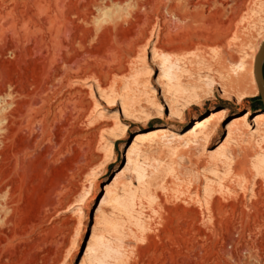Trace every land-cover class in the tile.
<instances>
[{
  "label": "rangeland",
  "instance_id": "obj_1",
  "mask_svg": "<svg viewBox=\"0 0 264 264\" xmlns=\"http://www.w3.org/2000/svg\"><path fill=\"white\" fill-rule=\"evenodd\" d=\"M209 1L131 0L105 24L102 0H0V95L20 118L0 135V264H233L230 239L260 264L264 0Z\"/></svg>",
  "mask_w": 264,
  "mask_h": 264
},
{
  "label": "bare ground",
  "instance_id": "obj_2",
  "mask_svg": "<svg viewBox=\"0 0 264 264\" xmlns=\"http://www.w3.org/2000/svg\"><path fill=\"white\" fill-rule=\"evenodd\" d=\"M100 0H93L92 3H96V2H99ZM186 2H190V1H194L195 5L197 6L199 4V2H204V1H201V0H185ZM219 1V0H218ZM131 0H102V4H103V7L101 8V10L98 9L99 12H101V15L99 16V20L98 22H104L106 24V22H114V21H119L118 19L122 18V14L124 15V13H126V15L128 16V13H127V9H129V7L131 6L130 4ZM135 2V1H134ZM172 2V1H171ZM182 2V1H181ZM210 2V1H209ZM212 2V0H211ZM210 2V3H211ZM214 2V0H213ZM212 2V3H213ZM146 3V2H145ZM191 3V2H190ZM198 3V4H197ZM215 3V2H214ZM216 3H219V2H216ZM215 3V4H216ZM221 3V1H220ZM135 4V3H134ZM201 4V3H200ZM61 5V4H60ZM97 5V4H96ZM204 5V3H203ZM80 6V5H79ZM225 6V4L223 5ZM63 7V6H62ZM97 7V6H96ZM101 7V6H100ZM177 7L176 4H172L169 8V11L175 16V19L177 18H180L177 16V14L175 13L176 10H177ZM193 7V6H192ZM179 8V7H178ZM202 8V7H201ZM86 9V8H85ZM132 10L134 9V7L132 6L131 8ZM138 9V8H137ZM140 9V8H139ZM149 9V8H148ZM61 10H63V8H61ZM82 11H84L83 9H81ZM81 11V12H82ZM183 11V10H182ZM216 11V10H215ZM64 11H62L61 13V19H64L65 18V13H63ZM86 12V11H85ZM180 12V10H179ZM178 12V13H179ZM222 12V11H221ZM83 13V12H82ZM181 13V12H180ZM179 13V14H180ZM56 14V13H55ZM130 14V13H129ZM133 14V12H132ZM69 15V14H68ZM75 16V15H74ZM73 16V17H74ZM126 16V17H127ZM68 17V16H67ZM66 17V18H67ZM83 17V16H82ZM130 17V15H129ZM141 17V16H140ZM131 18V17H130ZM77 19V18H76ZM81 19V18H79ZM78 19V20H79ZM133 19V18H132ZM141 19V18H140ZM57 20V19H56ZM55 20V21H56ZM86 20V19H85ZM212 20V19H211ZM231 20V19H230ZM45 21V20H44ZM127 21V20H126ZM195 21V20H194ZM129 22V20H128ZM140 22V21H139ZM200 22V21H199ZM90 23V22H89ZM127 23V22H126ZM132 23V22H131ZM141 23V22H140ZM116 24V23H115ZM57 25V24H56ZM60 25V24H59ZM133 26V25H132ZM135 26V25H134ZM60 28V27H59ZM134 28V27H133ZM227 29V28H226ZM59 32V31H58ZM136 33V32H135ZM56 41V40H55ZM190 53V52H189ZM169 57L167 58L164 57L163 60H162V65H163V69H162V76L168 78L169 77V80L171 79V76L173 73V71H170L175 65L174 63L170 62L169 61ZM255 60V59H254ZM179 67V66H178ZM178 67L175 66L176 69H178ZM239 68L242 69L241 66H238ZM240 69V70H241ZM180 71V70H179ZM252 74V73H251ZM173 76H176V73L173 74ZM252 76H254V73L252 74ZM176 79V78H175ZM255 79V77H254ZM256 83V82H255ZM257 87V86H256ZM27 88V87H26ZM258 90V89H257ZM13 93V92H12ZM34 94V93H33ZM259 94V92H258ZM10 95V93H9ZM8 95V96H9ZM30 95V94H29ZM35 95V94H34ZM7 96V95H6ZM36 97V96H35ZM35 97L30 98L29 102H28V107H32L33 109V106L36 105V99ZM244 98V96H242ZM241 97V98H242ZM6 97H3L2 95H0V135L2 134H13L14 132H12L13 130V126L14 124L17 125L18 123H15V119H17L12 112H11V109L10 107L12 106V103L11 102H7ZM11 99V98H10ZM23 100V99H22ZM264 104V102H262ZM17 105V103H16ZM16 107V106H15ZM124 107V106H123ZM13 108V107H12ZM18 109V108H16ZM13 112L15 110H12ZM40 111V110H39ZM17 112H19V110H17ZM23 112V111H22ZM222 111L220 110H215V111H211L209 112V114L204 117V118H201L199 120H195V122L193 123V127L191 129V137L194 139V141H197L198 139L200 138H207L209 137V135L213 132L214 130V123L217 119H220L222 117ZM23 115V114H22ZM22 115H21V118H22ZM20 116V115H19ZM264 116V112L260 113L254 120V122H257L259 121L260 119H262ZM251 118V114L249 112H245V114H242V115H239V116H235L232 118L230 124H229V127H228V136H231L235 127H237L238 125H240L241 123H246L248 122V120ZM20 119V118H18ZM17 119V120H18ZM18 122V121H17ZM20 125V124H19ZM18 125V127H19ZM25 125V124H24ZM216 125V124H215ZM254 125H256V123H254ZM22 126V125H20ZM33 126V125H32ZM21 128V127H19ZM260 128V127H259ZM246 130V129H245ZM248 130V129H247ZM160 133V130L159 129H154L152 130L151 132H149V135L150 136H155L157 134ZM255 133V132H254ZM148 135V136H149ZM5 136V135H4ZM3 136V137H4ZM14 136V134H13ZM12 136V137H13ZM2 137V136H1ZM11 136H9L10 138ZM8 138V139H9ZM23 138V137H22ZM12 139V138H11ZM138 139V138H137ZM156 139V138H155ZM14 140V139H13ZM24 140V139H23ZM32 141V140H31ZM137 140H134V143L136 142ZM11 142V141H10ZM139 142V141H138ZM2 143V142H1ZM30 143V142H29ZM33 143V142H32ZM31 143V144H32ZM4 144V143H2ZM39 144V143H38ZM7 145V144H6ZM5 146V145H4ZM31 146V145H30ZM3 148V146H1ZM135 145L132 146L131 150L129 151V153L133 152V150L135 149ZM21 148V147H19ZM12 149V148H11ZM16 149V148H15ZM14 149V150H15ZM0 150H3V149H0ZM20 150V149H18ZM22 152V151H21ZM140 152V151H139ZM5 154V153H4ZM18 154H16L17 156ZM18 157V156H17ZM128 157H129V154H128ZM129 160V158H128ZM130 162V161H129ZM137 166V165H136ZM135 167V166H134ZM136 168V167H135ZM136 173L139 177V179L143 178L141 175H140V168L137 166V168L135 169ZM4 190V189H3ZM1 193V192H0ZM241 241V240H240ZM239 240H234V239H230V241L228 242V247L231 248V251H223L225 253V255L228 257V259L230 260L229 262L233 263V264H251L249 263V258L251 257V255L249 254L248 257H245L244 256V247L242 245V243L240 242ZM261 248V247H260ZM222 252V253H223ZM259 263L260 264H264V256L262 255L261 257H259Z\"/></svg>",
  "mask_w": 264,
  "mask_h": 264
},
{
  "label": "water",
  "instance_id": "obj_3",
  "mask_svg": "<svg viewBox=\"0 0 264 264\" xmlns=\"http://www.w3.org/2000/svg\"><path fill=\"white\" fill-rule=\"evenodd\" d=\"M263 62H264V41L261 43L253 64V73L255 77L256 86L259 92V97L264 102V73H263Z\"/></svg>",
  "mask_w": 264,
  "mask_h": 264
}]
</instances>
